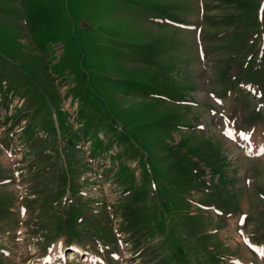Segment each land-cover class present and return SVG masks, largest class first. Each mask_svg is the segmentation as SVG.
Here are the masks:
<instances>
[{"label":"rangeland","instance_id":"374dc122","mask_svg":"<svg viewBox=\"0 0 264 264\" xmlns=\"http://www.w3.org/2000/svg\"><path fill=\"white\" fill-rule=\"evenodd\" d=\"M261 1L0 0V264H264Z\"/></svg>","mask_w":264,"mask_h":264},{"label":"bare ground","instance_id":"6f19581e","mask_svg":"<svg viewBox=\"0 0 264 264\" xmlns=\"http://www.w3.org/2000/svg\"><path fill=\"white\" fill-rule=\"evenodd\" d=\"M61 247V246H60ZM62 248V247H61ZM78 248V247H77ZM59 256H63V251H62V249H60V251H59ZM57 264H61L60 262H58Z\"/></svg>","mask_w":264,"mask_h":264},{"label":"snow or ice","instance_id":"6c2138e0","mask_svg":"<svg viewBox=\"0 0 264 264\" xmlns=\"http://www.w3.org/2000/svg\"><path fill=\"white\" fill-rule=\"evenodd\" d=\"M261 152H264V148H262L261 149ZM257 154H260V153H257ZM244 222V219H243V217L241 218V223H243Z\"/></svg>","mask_w":264,"mask_h":264}]
</instances>
